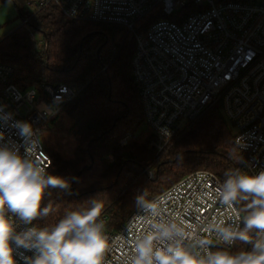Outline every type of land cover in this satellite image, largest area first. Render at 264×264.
<instances>
[{
  "label": "built area",
  "instance_id": "obj_1",
  "mask_svg": "<svg viewBox=\"0 0 264 264\" xmlns=\"http://www.w3.org/2000/svg\"><path fill=\"white\" fill-rule=\"evenodd\" d=\"M26 4L35 10L53 5L67 17L127 28L136 40L132 74L149 131L168 142L207 106L220 104L236 129L235 142L243 138L244 147H237L244 169L251 174L264 171V0H26ZM150 14L163 17L142 23ZM22 24L30 28L29 18ZM13 73V67L0 63V108L12 114L9 123H0L4 134L0 144L15 145L23 155L24 142L13 123L29 122L39 130L40 145L33 159L48 172L51 157L42 132L81 85L45 84L43 90L53 103L49 106L38 89L19 87ZM137 138L127 133L121 144ZM221 185L214 172L199 169L150 200L158 203L165 221H174L191 233L184 244L194 254L203 252L198 245L193 247L198 239L210 240L212 251L214 245L231 247L217 239L214 229L221 222L227 226L243 220L236 204L220 202L217 189ZM141 215L136 209L114 230L99 219L110 245L104 264H131L137 241L151 230L152 222L160 220L148 216L140 221ZM15 222L17 231L32 226Z\"/></svg>",
  "mask_w": 264,
  "mask_h": 264
},
{
  "label": "trees",
  "instance_id": "obj_2",
  "mask_svg": "<svg viewBox=\"0 0 264 264\" xmlns=\"http://www.w3.org/2000/svg\"><path fill=\"white\" fill-rule=\"evenodd\" d=\"M13 1L22 20L29 18L30 28L21 24L0 36V63L13 67L12 80L23 89H38L49 106L53 103L43 90L45 84L81 85L60 105L41 136L51 157L48 173L71 181V194L49 189L42 207L50 204L52 210L33 222L36 227L52 229L69 212L87 209L95 199L104 205L106 227L118 229L138 209L135 197L143 192L150 201L199 169L214 172L222 183L228 170L248 172L243 160L239 162L243 155L235 133L217 103L168 142L150 131L147 141L139 139L145 118L132 74L136 40L127 28L67 17L53 5L24 14L26 0ZM159 17L163 16L147 15L142 23ZM63 114L75 143L69 153L49 146L43 136ZM127 133L138 138L122 145ZM236 206L244 217L245 204ZM217 248L235 254L250 246L236 241L231 247L213 246Z\"/></svg>",
  "mask_w": 264,
  "mask_h": 264
},
{
  "label": "clouds",
  "instance_id": "obj_3",
  "mask_svg": "<svg viewBox=\"0 0 264 264\" xmlns=\"http://www.w3.org/2000/svg\"><path fill=\"white\" fill-rule=\"evenodd\" d=\"M11 119L12 114L0 108V123ZM13 126L24 142L25 153L21 155L15 145L0 144V264H20L21 260L23 264H104L110 245L99 220L102 202L91 200L89 208L69 212L52 229L34 225L52 210L50 204L42 207L48 190L70 195L71 181L46 172L33 159L40 145L38 129L26 121H15ZM236 144L241 150L243 138L237 137ZM242 160L241 156L239 162ZM225 177L217 189L220 202L226 206L243 202L246 215L241 222L227 226L221 222L214 231L221 243L232 246L240 241L250 246L248 250L235 254L221 248L212 251L210 240L198 239L193 247L198 245L203 252L194 254L184 244L191 233L174 221H165L158 203L147 201L143 192L135 197L136 207L144 213L137 219L151 216L160 220L152 222L151 230L137 241L131 264H264V171L250 174L234 168ZM15 221L32 226L17 231Z\"/></svg>",
  "mask_w": 264,
  "mask_h": 264
},
{
  "label": "rangeland",
  "instance_id": "obj_4",
  "mask_svg": "<svg viewBox=\"0 0 264 264\" xmlns=\"http://www.w3.org/2000/svg\"><path fill=\"white\" fill-rule=\"evenodd\" d=\"M24 14H29L35 10L34 6L24 5L22 7ZM22 24V16L19 13V9L13 0H0V36L9 32L11 29L16 28ZM40 38V35H37ZM224 114V111L222 110ZM225 116V114H224ZM226 118V117H225ZM69 121L67 117L63 114L59 118L56 124H52L50 130L44 131V139L49 146L53 148L62 150L65 153H69L74 148V137L67 133L69 126ZM229 123V122H228ZM232 130L236 129L231 123H229ZM149 129L144 125L141 130L140 140L147 141L149 137ZM106 215V214H105ZM104 215L99 217V219H104L105 224L108 221V218H103Z\"/></svg>",
  "mask_w": 264,
  "mask_h": 264
},
{
  "label": "water",
  "instance_id": "obj_5",
  "mask_svg": "<svg viewBox=\"0 0 264 264\" xmlns=\"http://www.w3.org/2000/svg\"><path fill=\"white\" fill-rule=\"evenodd\" d=\"M249 246V245H248Z\"/></svg>",
  "mask_w": 264,
  "mask_h": 264
}]
</instances>
